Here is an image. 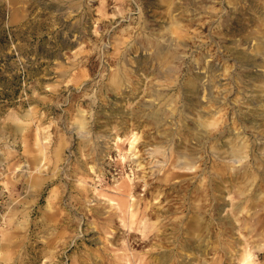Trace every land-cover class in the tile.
<instances>
[{
    "label": "rangeland",
    "instance_id": "rangeland-1",
    "mask_svg": "<svg viewBox=\"0 0 264 264\" xmlns=\"http://www.w3.org/2000/svg\"><path fill=\"white\" fill-rule=\"evenodd\" d=\"M0 264H264V0H0Z\"/></svg>",
    "mask_w": 264,
    "mask_h": 264
}]
</instances>
